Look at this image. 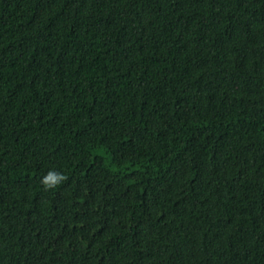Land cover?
I'll return each instance as SVG.
<instances>
[{"label":"trees","instance_id":"trees-1","mask_svg":"<svg viewBox=\"0 0 264 264\" xmlns=\"http://www.w3.org/2000/svg\"><path fill=\"white\" fill-rule=\"evenodd\" d=\"M0 264H264V0H0Z\"/></svg>","mask_w":264,"mask_h":264},{"label":"clouds","instance_id":"clouds-1","mask_svg":"<svg viewBox=\"0 0 264 264\" xmlns=\"http://www.w3.org/2000/svg\"><path fill=\"white\" fill-rule=\"evenodd\" d=\"M65 179L61 171L49 169L40 179L41 185L45 190L51 189L62 183Z\"/></svg>","mask_w":264,"mask_h":264}]
</instances>
